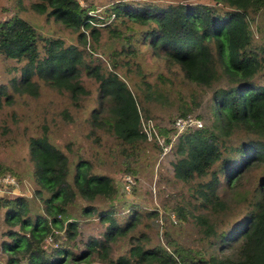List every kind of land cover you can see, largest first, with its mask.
<instances>
[{
    "label": "trees",
    "instance_id": "1",
    "mask_svg": "<svg viewBox=\"0 0 264 264\" xmlns=\"http://www.w3.org/2000/svg\"><path fill=\"white\" fill-rule=\"evenodd\" d=\"M155 1L112 0L104 16L90 2L89 7L79 0L30 2L34 12L74 30V44L41 36L17 14L0 20V56L23 62L19 76L0 82V108L20 94L37 96L39 81L66 92L79 107L89 95L81 78L85 72L98 88L92 128L115 138L130 159L126 148L145 151L144 122L152 119L160 138L150 142L163 153L172 150L178 190L161 208L134 202L127 193L135 194L138 169L128 164L123 169V177L134 179L127 188L124 178L120 184L95 172L85 159L71 171L69 156L44 129L29 139L31 193L0 194L5 264H264V45L251 48L254 31L263 36L251 26L264 15V0ZM123 16L146 26L138 40L151 57L167 68L177 66L173 75L181 72L195 86L190 103L179 106L176 116L149 112L151 83L143 81L147 92L141 99L125 81L137 45L134 31L125 30L131 26L115 24ZM101 27L119 45L107 55L104 69L91 58L96 48L87 47L88 35L99 37ZM136 72L141 73L139 65ZM178 117L201 125L177 132ZM5 174L16 175L0 163V175ZM89 217L102 227L96 234L85 232L83 220ZM188 220L199 230L198 246L180 242L170 230ZM151 227L159 237L155 243L147 232Z\"/></svg>",
    "mask_w": 264,
    "mask_h": 264
},
{
    "label": "rangeland",
    "instance_id": "2",
    "mask_svg": "<svg viewBox=\"0 0 264 264\" xmlns=\"http://www.w3.org/2000/svg\"><path fill=\"white\" fill-rule=\"evenodd\" d=\"M31 1L33 0H0V20L17 14L34 24L42 34L41 36H57L62 38L66 44L77 42L74 30L64 27L51 16L47 17L45 14L34 12L30 7ZM79 1L86 7H89V2L95 4L97 6L95 12L104 16L102 10L112 0ZM167 1L156 0L155 2ZM121 19L124 20L122 23L116 20L115 24L121 29L125 25L131 26V29L128 30L125 27V30L134 31L132 40L137 45L136 52L131 59V71H128L124 76L125 81L139 93L141 99L147 92L143 81L151 83L152 90H154L153 100L145 102L149 112L162 118L176 116L179 106H183L185 102L190 103V92L195 89V86L184 81L180 75L181 72L177 76L173 75L172 72L178 71L177 66L167 68L160 63V59L151 57V50L138 40L139 31H143L146 26L130 22L124 16ZM256 26L262 30L263 36L261 37L258 32L254 31L251 48L264 45V15L260 16L251 27L255 30ZM101 28L99 37L91 38L88 35L87 47L92 45L96 48L91 58L95 60V63L100 62L104 69L109 67L107 55L112 49H119V45L117 41H111L107 29ZM118 42H124V40H118ZM87 58L89 57L87 56ZM22 64V61L18 62L15 59L0 56V82H7L11 78L19 76ZM137 65L140 66L141 73L136 72ZM261 73L264 74V72ZM81 78L89 90V95L81 101L82 105L79 107L71 103L66 92L52 89L43 81H39L41 87L37 96L20 94L16 96L15 102L0 108V163L13 171L16 175H11L18 180V188L11 192L21 191L30 194L35 187L34 166L29 154V139L41 134L45 129L51 141L69 156L71 171L78 159H85L92 164V169L95 172L108 174L121 184V178L126 180V177H123L125 174L123 169L128 164L138 169L139 173L136 180H130L131 183L133 180L135 182V194L138 197L134 196L135 194L132 192H128L127 195L133 198L134 202L139 200L144 205L161 208V202L165 198L176 197L178 194L170 163L175 159L172 150L169 152L165 150L163 153L153 145L154 143L150 142L154 140V136L155 138H160V136L153 120L149 119L144 122L149 139V142L144 143L145 151L135 150L130 153L131 150L126 148L128 157H130L128 159L126 154L120 151L122 148L116 144L115 138L100 129L92 128L90 124L91 110L99 105L98 88L94 79L87 76L85 72L82 73ZM140 110V113L143 114L142 109ZM193 114L195 116L196 113ZM125 185L126 188L130 187L127 180ZM185 188L183 187V189ZM83 221L86 233L96 234L102 228H96L99 221L95 217H89ZM170 230L180 242L198 246L200 233L192 220L184 221L181 226L177 225ZM147 232L151 241L157 242L159 237L156 228L151 227ZM61 237H64V233L61 234ZM112 253L116 256L119 250L115 248ZM0 264H5L4 257L1 255ZM96 264L105 263L98 262Z\"/></svg>",
    "mask_w": 264,
    "mask_h": 264
},
{
    "label": "built area",
    "instance_id": "3",
    "mask_svg": "<svg viewBox=\"0 0 264 264\" xmlns=\"http://www.w3.org/2000/svg\"><path fill=\"white\" fill-rule=\"evenodd\" d=\"M188 125L200 126L201 122L199 120H197V119H185V118H182V117H178L175 120V124H174V126L177 129V132L182 131ZM146 134H147V138H148L147 130H146ZM10 175L11 174L0 175V194H2V193L3 194H5V193H14V192H11V191H14V190H16L18 188L17 179L15 178V176H13V175L10 176ZM125 177H126V180L129 183L131 178L129 176H125ZM15 193H18V191L15 192ZM59 233L63 234V231L59 232ZM50 241H51L50 237H46L45 238L46 244H48Z\"/></svg>",
    "mask_w": 264,
    "mask_h": 264
}]
</instances>
